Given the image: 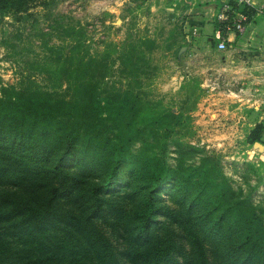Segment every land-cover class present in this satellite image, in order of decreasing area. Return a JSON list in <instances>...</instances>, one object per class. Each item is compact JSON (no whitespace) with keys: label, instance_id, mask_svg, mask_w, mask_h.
Listing matches in <instances>:
<instances>
[{"label":"rangeland","instance_id":"1","mask_svg":"<svg viewBox=\"0 0 264 264\" xmlns=\"http://www.w3.org/2000/svg\"><path fill=\"white\" fill-rule=\"evenodd\" d=\"M36 1L26 21L10 25L13 21L6 17L0 26V86H17L23 75L31 74L37 86L71 97V128L79 134L66 154L64 127L70 120L62 128L35 134L25 154L7 151L1 166L20 176L0 180L1 189L21 199L47 194L52 173L65 172L72 177L67 179L69 191H63L71 202L66 209L80 217L90 211L95 195L120 201L115 197L128 193L119 220L124 235H110L101 226L107 239L119 245L137 230L147 184L159 175L150 193L155 206L188 214L205 235L207 248L228 260L255 264L244 223L237 225L230 211L216 206L209 196L215 190L185 187L189 172L219 168L230 187L228 198L244 201L259 215L250 230L264 247V90L254 91L242 81L227 83L220 68L213 67L221 53L214 55L203 43L185 38V8L192 0ZM70 26L79 30L82 46L71 53L77 42L66 34ZM16 27L22 36L13 40L8 36ZM258 126L261 142L251 139ZM115 189L119 195L110 193ZM153 218V232H168L163 215ZM87 221L80 219L79 225ZM176 234L175 228L171 235ZM58 236L65 246L66 231ZM15 244L13 237L2 242L6 249H0V264H37L33 252L22 259L8 251V245L32 251L35 244Z\"/></svg>","mask_w":264,"mask_h":264},{"label":"trees","instance_id":"2","mask_svg":"<svg viewBox=\"0 0 264 264\" xmlns=\"http://www.w3.org/2000/svg\"><path fill=\"white\" fill-rule=\"evenodd\" d=\"M37 2L36 0H0V26L7 23L4 21L6 17H10L13 21L8 23L10 25H14V22L26 21V16H31L29 9L36 6ZM229 4L233 11L240 12L246 17L253 12L251 7L238 5L232 0ZM217 25L215 21V26ZM65 31L66 34L75 37L76 39L73 40L77 42V45L72 46L70 53L82 47L80 38L76 37L79 33L78 29L70 26ZM39 32L40 39L44 40V32L42 30ZM21 36L22 33L16 27L15 32L8 37L15 40L21 39ZM3 42L7 44V40ZM67 70L63 71L65 76L68 75ZM50 76L51 79L58 80L56 75ZM21 78L17 86H0V162H2L0 180L19 179V172H8L5 170L6 165L1 166L5 164L3 162L5 153L23 151L25 154L27 148H31V141L38 132L45 133L62 128L70 120L71 125L64 127L67 129L64 135V154L73 148L79 134L78 130L71 128L74 123L71 119L73 115L70 114L74 107L71 97L66 98L61 92L37 86L31 74L23 75ZM259 127L251 137L253 141L261 142V137L257 133ZM119 160L117 159V163ZM216 169L217 167L214 166L212 170L197 169L189 172L185 178V187L188 191L189 185H195L199 189L215 190V193L210 192L209 196L213 201L215 200L217 207L224 206L226 211L232 213L237 225L244 223L242 230L248 233L245 237L249 243L251 259H256L255 264H264V247L261 238L255 230H250L254 219L260 220L259 215L252 206L246 207L244 201L233 196L228 198L231 195L230 187L226 188L227 183L221 170ZM52 174L53 183L47 194L33 193L28 198L21 199L20 194L17 196L0 187L1 251L6 249L2 248V242L13 237L16 242L13 246L30 241L35 247L31 251L23 245L18 249L8 245V251L22 259L33 252L31 257L37 264H240L236 257L228 260L213 247L207 248L204 244L205 235L196 230V225L188 214L157 207L152 203L150 193L157 188L161 180L159 175L147 184V191L139 209L140 221L137 230L128 238H122L119 245H115L111 243L112 239H107L108 236L104 234L102 227L107 226L110 235L115 233L120 235L123 232L120 230L119 220L122 217L123 204L129 199L128 193L115 197L120 201H109L108 198L95 195L90 211L80 217L66 209L71 202L63 196L64 190L69 191L67 179L72 177L62 171ZM109 179L108 177L106 182ZM110 184L107 183L108 188L111 187ZM110 193L119 195L117 189ZM226 194L227 201H225ZM157 214L163 215L169 224V226L164 225L168 232L162 236H158L151 228L155 223L153 216ZM84 218H89L87 225H79L80 219ZM97 219L99 221H96ZM174 227L179 236L171 235ZM52 229L54 235L50 232ZM65 231L66 245L63 246L61 244L64 240L58 235ZM240 241L243 242L244 238ZM185 243L187 247L184 246ZM177 255L181 257L180 263ZM73 261L76 263H67Z\"/></svg>","mask_w":264,"mask_h":264},{"label":"crops","instance_id":"3","mask_svg":"<svg viewBox=\"0 0 264 264\" xmlns=\"http://www.w3.org/2000/svg\"><path fill=\"white\" fill-rule=\"evenodd\" d=\"M230 0H192L185 8L188 11L183 30L185 38L194 43H203L205 50L208 47L221 53L214 68H220L221 75L230 81H242L243 85L252 84V90H264V14L250 13L244 22V32H230L226 39V48L217 49V41L213 38L215 29V14L223 4ZM255 5L264 3V0H253ZM193 29L196 30L192 34ZM252 80L245 82V80ZM246 80V81H247ZM241 89V88H240ZM242 91H244L242 89ZM259 104L261 100H258ZM258 107V106H256Z\"/></svg>","mask_w":264,"mask_h":264},{"label":"built area","instance_id":"4","mask_svg":"<svg viewBox=\"0 0 264 264\" xmlns=\"http://www.w3.org/2000/svg\"><path fill=\"white\" fill-rule=\"evenodd\" d=\"M238 5H246L251 7L254 13L264 14V3L255 5L253 0H232ZM215 21L218 23L215 26L213 38L217 41V49L224 50L226 48L227 35L230 32L243 33L244 22L246 16L240 12L233 11L229 2L222 5V7L214 15ZM196 32L193 29L192 34Z\"/></svg>","mask_w":264,"mask_h":264}]
</instances>
